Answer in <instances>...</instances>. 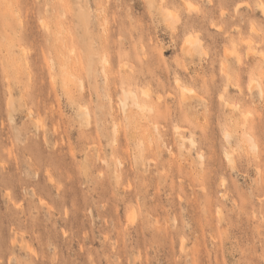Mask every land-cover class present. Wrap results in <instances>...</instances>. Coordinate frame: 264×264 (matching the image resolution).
Returning a JSON list of instances; mask_svg holds the SVG:
<instances>
[{
  "label": "rangeland",
  "instance_id": "rangeland-1",
  "mask_svg": "<svg viewBox=\"0 0 264 264\" xmlns=\"http://www.w3.org/2000/svg\"><path fill=\"white\" fill-rule=\"evenodd\" d=\"M0 264H264V0H0Z\"/></svg>",
  "mask_w": 264,
  "mask_h": 264
},
{
  "label": "bare ground",
  "instance_id": "bare-ground-1",
  "mask_svg": "<svg viewBox=\"0 0 264 264\" xmlns=\"http://www.w3.org/2000/svg\"><path fill=\"white\" fill-rule=\"evenodd\" d=\"M263 7V6H262ZM263 9V8H262ZM168 13V12H167ZM171 14V13H170ZM186 43H187V45L189 46L190 44L192 45V43L194 42L193 41V39H191V38H186V41H185ZM190 45V46H191ZM179 79V78H178ZM177 78H176V81H177V83H176V85H178L180 88V92H181V94L182 95H185L186 94V96H187V93H190V91H192V89L191 88H189V87H187V86H185L184 84H182V83H180V80H178ZM251 85H253V81H252V84ZM250 84H249V87L251 86ZM177 86V87H178ZM250 89V88H249ZM142 92L143 93H145V91L144 90H142ZM142 93V94H143ZM124 94H125V96H124V98H121V99H119V102H120V104L122 105V107H124L125 105H126V97H129V98H132V100H136L137 98H138V96L132 91V90H127V91H125L124 92ZM144 96L146 95V93L145 94H143ZM146 97H148V95H146ZM156 98L158 99L159 97H157L156 96ZM155 98V99H156ZM220 98H222V97H220ZM137 101V100H136ZM145 105H146V103H145ZM144 105V106H145ZM117 125V124H116ZM114 126H115V124H114ZM177 128V127H176ZM178 129V128H177ZM226 157L227 158H229V156L228 155H226Z\"/></svg>",
  "mask_w": 264,
  "mask_h": 264
}]
</instances>
